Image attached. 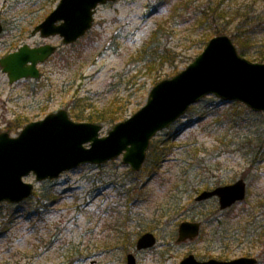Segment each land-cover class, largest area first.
Here are the masks:
<instances>
[{"label": "rangeland", "instance_id": "obj_1", "mask_svg": "<svg viewBox=\"0 0 264 264\" xmlns=\"http://www.w3.org/2000/svg\"><path fill=\"white\" fill-rule=\"evenodd\" d=\"M185 1L116 0L100 5L92 29L64 45L59 36L32 34L59 0H0L5 25L0 58L24 44L58 47L38 65V79L10 83L0 66V132L17 136L29 122L60 109L77 122L91 121L72 113L101 118L118 110L117 122L102 118L93 122L102 126L100 135L106 136L116 123L146 104L158 82L185 69L215 36L209 38L211 30L191 19L194 6L206 11L209 4L227 6L233 12L242 5L243 13L251 11L250 16L264 23V0H189L174 10ZM228 14L220 17L221 23L232 21ZM239 20L240 16L233 25ZM263 27L259 40H264ZM157 31L155 44L170 56L148 65L145 49L155 45ZM247 58L255 62L254 56ZM80 98L85 101H77ZM164 139L173 142V150L155 176L146 167L147 159L142 170L134 172L122 155L102 164H81L55 179L38 180L33 172L25 176L24 181L34 185L32 196L20 203H0V264H127L130 252L137 264H180L189 254L198 260H231L250 251L258 257L264 245L246 250L235 243L229 250L212 244L209 237L202 240L201 235L180 243L177 238L182 221L203 223L211 217L209 203L192 205L200 192L241 178L248 185L249 204L258 206L264 216V112L208 95L158 132L151 144ZM48 193L57 197L49 200L44 197ZM170 200L180 201L174 213ZM245 200L231 210L239 211ZM119 228L121 232L116 231ZM145 232L154 233L158 242L138 251L136 241ZM225 252L229 257L221 258Z\"/></svg>", "mask_w": 264, "mask_h": 264}, {"label": "water", "instance_id": "obj_2", "mask_svg": "<svg viewBox=\"0 0 264 264\" xmlns=\"http://www.w3.org/2000/svg\"><path fill=\"white\" fill-rule=\"evenodd\" d=\"M114 1L59 0L32 33H40L42 37L58 35L63 38V44H72L92 28L98 6ZM2 31L0 17V36ZM56 50L57 46L52 44L39 47L26 44L1 58L0 65L8 73L11 83L22 78H39L38 64ZM207 95H215L227 102L240 101L254 111H264V62H254L242 56L229 35H216L185 69L158 82L151 89L146 104L131 117L116 123L106 136L100 135V124L76 122L66 109L28 123L17 136L1 132L0 202L19 203L29 198L34 185L25 182L24 177L32 172L38 180L54 179L81 164H102L120 155L132 170L140 171L152 138ZM246 195L247 183L239 179L213 190H204L196 200L216 196L220 208L225 210L244 200ZM201 228V221L181 222L177 242L196 239ZM156 244V235L145 232L138 238L136 249L146 250ZM257 262L258 258L253 256L198 260L194 254H189L180 264ZM127 264H137L134 253L127 254Z\"/></svg>", "mask_w": 264, "mask_h": 264}, {"label": "trees", "instance_id": "obj_3", "mask_svg": "<svg viewBox=\"0 0 264 264\" xmlns=\"http://www.w3.org/2000/svg\"><path fill=\"white\" fill-rule=\"evenodd\" d=\"M188 2L189 0L175 5L174 10L178 11L180 8H182V6L189 4ZM208 8L210 10L206 11L199 10L198 7L194 6L190 17L191 19L195 20L196 26H205L209 30H211L212 34L210 32V35H208L209 38L219 34L230 35L242 56H254L255 61L264 62V40H259L258 38V35L261 31L260 26H264V23L261 20L256 21V19H254V16H250L249 13H251V11L243 13L244 7L242 5H239L234 8L235 11L232 10L233 12H230L231 10L227 6H224V8L221 9L219 8V6L212 8V5L209 4ZM225 13H229L228 15L232 19V21H228L227 24H224V22H220V17L223 16L225 18ZM238 16H240V20L237 21L235 25H233L232 22ZM230 26L233 27L229 28ZM157 36L158 31L155 32L152 43L155 44V39H157ZM166 52L167 50L158 46V43L157 45L152 44V46L150 45L146 47L144 59L147 61L148 65H152L155 64L158 60L169 59L170 53ZM68 62L70 63L71 61L68 60ZM77 101L82 102L85 100L80 98ZM79 113L80 114H72L77 119H89L91 122L101 120V118L103 121L106 122H117L121 119V115L118 110H113V112L111 113L104 114L101 118L93 116L91 114L84 115L83 112ZM201 117L203 118L204 116ZM172 143V141L164 139L155 140L151 144L147 154L146 166L148 169L150 168V170H152L151 176L158 175L157 173L161 169V165L164 162L168 161L173 150ZM44 197L50 200L51 198H56L57 196L48 193L47 196L46 194H44ZM172 198L174 199L176 198V196L174 195L172 196ZM179 202L180 201L175 202L174 200L168 201V203L172 204L170 212L174 213L175 211H177L178 208H180ZM245 202L246 204L243 202L244 205L242 206V208L239 211L235 212L234 209L231 210L232 207L224 211L220 210L218 202L215 198L203 202L193 201V206H201L209 203V206L211 205L212 209V212L209 214L211 217H205V219L203 220L204 225L200 236L201 239H204L205 241L208 240L209 237V240L212 244L221 246L223 245L229 250L235 243H241L245 245L246 250L249 248L250 245L252 247H255L256 245H264V216L261 211L259 213L258 206H252L251 204H249L247 199L245 200ZM24 213L28 214L29 212ZM13 216L15 215L13 214ZM209 226L213 227V229H211L210 232L208 231L209 233H207V228ZM116 231L121 232V229H116ZM128 242L131 245H134L133 241L130 240V238ZM225 253L226 254H222L223 256H221V258L229 257L228 253ZM245 254V256L252 255L250 251H246ZM258 257L260 259L257 264H264V251H261Z\"/></svg>", "mask_w": 264, "mask_h": 264}, {"label": "flooded vegetation", "instance_id": "obj_4", "mask_svg": "<svg viewBox=\"0 0 264 264\" xmlns=\"http://www.w3.org/2000/svg\"><path fill=\"white\" fill-rule=\"evenodd\" d=\"M3 22V21H2ZM3 25H4V23H3ZM4 32H5V25H4ZM4 32L2 33V34H4Z\"/></svg>", "mask_w": 264, "mask_h": 264}]
</instances>
